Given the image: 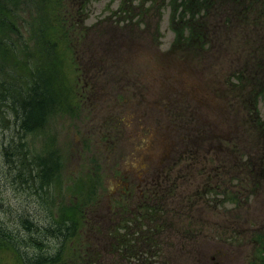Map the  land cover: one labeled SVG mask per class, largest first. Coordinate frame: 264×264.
<instances>
[{
    "label": "rangeland",
    "instance_id": "1",
    "mask_svg": "<svg viewBox=\"0 0 264 264\" xmlns=\"http://www.w3.org/2000/svg\"><path fill=\"white\" fill-rule=\"evenodd\" d=\"M122 1L92 0L84 20L75 16L63 69L96 88L82 100L74 92L83 104L78 113L59 111L46 132L25 137L28 157L41 153L53 136L62 189L73 184L70 176L94 175V164L99 167L97 201L85 207L89 223L78 247L91 244L90 256L99 264H128L104 240L107 232L98 231L122 220L123 209L115 202L125 192V204L137 206L139 200L132 212L142 213L146 222L128 228L143 230L135 247L157 251V264H262L256 234L264 232V0H211L208 6L190 0L181 6L184 17H174L175 24L195 37L186 62L176 56L179 50L169 53L174 34L169 13H159L161 2L141 18L139 8L145 6L139 0H130L125 12ZM149 3L144 2L150 9ZM30 44H14L20 64L7 69L18 76L28 71L22 69L28 54L23 50ZM48 62L34 57L31 71L47 69L48 85L56 90ZM195 114L207 124L213 118L212 127L194 131L188 117ZM7 117L0 112V220L8 222L29 208L31 216L43 219L36 196L20 188L2 154L16 136ZM187 154L194 157L191 162ZM60 202L50 206L57 209Z\"/></svg>",
    "mask_w": 264,
    "mask_h": 264
},
{
    "label": "trees",
    "instance_id": "2",
    "mask_svg": "<svg viewBox=\"0 0 264 264\" xmlns=\"http://www.w3.org/2000/svg\"><path fill=\"white\" fill-rule=\"evenodd\" d=\"M91 1L0 0V112L8 116L7 118L12 117V124L16 129L14 140L17 141V146L13 138L7 141L2 154L8 169L13 168V178L21 185L20 188L36 196L38 205L35 208L41 209L44 219L38 220L35 210L32 215L38 219L31 216L29 208L11 216L8 222L0 220V264H97L95 256H90L93 250L91 244H84L82 249L78 247L89 223L85 207L97 201L99 177H94L90 184L81 178L75 182L73 188L70 186L62 189L63 182L59 178L63 175L62 163L55 143L53 142L51 150H43L32 158L28 157L29 149L25 147V137L31 132H46L45 127L55 117L58 108L64 107L65 113L69 109L70 115L76 112L74 107H79L74 97L77 82L65 75L62 78L59 74H53L52 80L58 83L56 90L51 89L49 80L46 79L47 69H40L38 72L34 68L31 71L32 59L35 57L31 52L25 56V63L22 65V69L27 67L28 72L18 76L17 70L7 69L12 63L17 66L20 64L16 61L18 54L13 52L16 48L15 42L29 40L43 46L42 50L45 44L49 45L45 51L53 59L48 63L54 73L55 66L59 64L58 56L53 55L56 46L64 44L70 49L67 34L68 30L70 32V22L75 16L84 20L88 16V5ZM204 1L208 6L211 0ZM127 2L132 3L130 0ZM124 6L125 2L120 10L125 12ZM69 7L76 9L74 14ZM131 10L135 11L133 8ZM204 11L207 13L208 9ZM23 51L24 54L27 53L26 49ZM44 57L48 55L45 54ZM19 80L24 81L21 87L17 86ZM15 149H19L21 154ZM53 186L58 189H51ZM58 199L61 201L59 206L57 209H54L55 205L52 208L51 202L56 204ZM107 229L109 237L116 240L121 251L125 249L131 254L126 257L130 264H146L148 261L155 263L153 254L135 249L134 243H139V235L137 237L127 232L122 237H115L114 227L109 225ZM256 238L258 248L262 250L264 264V233Z\"/></svg>",
    "mask_w": 264,
    "mask_h": 264
}]
</instances>
